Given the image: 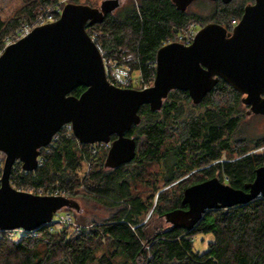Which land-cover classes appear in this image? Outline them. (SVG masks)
I'll use <instances>...</instances> for the list:
<instances>
[{
	"label": "trees",
	"instance_id": "trees-1",
	"mask_svg": "<svg viewBox=\"0 0 264 264\" xmlns=\"http://www.w3.org/2000/svg\"><path fill=\"white\" fill-rule=\"evenodd\" d=\"M20 1L13 17L0 18V49L22 24L58 2ZM250 1H214V21L230 30L229 20H239ZM191 22L196 23V19L177 10L171 0H135L95 24V29L105 57L118 62L129 58L130 70L150 84L157 49L168 39L177 41ZM84 89L79 86L71 94L78 96ZM184 98L190 100L187 92L171 90L161 110L151 112L148 105L139 108L140 123L126 132L136 140L135 156L126 163V200L124 164L103 169L106 149L90 159V145L65 134L63 127L46 149H40L41 164L35 170L25 172L21 163L15 162L10 174L14 188L57 187L66 197L87 198L110 214L98 221L76 214L75 226L45 224L30 232L18 231L19 237L8 238L0 231V264H114L119 256L125 264H264V196L244 205L208 210L189 232L162 218L168 210L184 208L181 196L186 186L217 173L221 181L242 188L253 180L255 169L264 165V150L249 153L264 145V136L251 143L234 137L242 106L237 91L219 80L201 103L193 104L187 112L181 106ZM223 153L226 159L221 160ZM85 162L88 167L81 171ZM152 164L161 165V171L150 170ZM140 187L151 193L141 197L135 193ZM148 212L147 220L139 225V217ZM198 233L213 236L203 253L193 251V238Z\"/></svg>",
	"mask_w": 264,
	"mask_h": 264
},
{
	"label": "water",
	"instance_id": "water-1",
	"mask_svg": "<svg viewBox=\"0 0 264 264\" xmlns=\"http://www.w3.org/2000/svg\"><path fill=\"white\" fill-rule=\"evenodd\" d=\"M193 1L198 0H171L181 12ZM209 1L227 4L231 0ZM120 6V0H101L99 6L67 2L56 20L32 28L3 48L0 151L5 159L0 175V231L30 232L50 223L63 208L79 210L74 198L34 194L10 183L14 163L20 162L25 172L35 170L40 149L65 124L71 125L81 144L109 143L103 165L113 169L135 156L136 140L126 132L140 123L139 108L161 110L171 90L187 92L197 105L222 80L241 95L246 115L264 116V0L247 3L230 30L208 22L189 44L172 41L160 46L152 84L144 88L109 83L102 55L86 31ZM79 86L85 89L78 96L71 94ZM263 196L264 165L242 188L217 176L186 186L181 196L186 208L168 210L162 218L189 232L208 210L244 205Z\"/></svg>",
	"mask_w": 264,
	"mask_h": 264
},
{
	"label": "rangeland",
	"instance_id": "rangeland-1",
	"mask_svg": "<svg viewBox=\"0 0 264 264\" xmlns=\"http://www.w3.org/2000/svg\"><path fill=\"white\" fill-rule=\"evenodd\" d=\"M89 1L88 0H78V2H73V1L67 0V2L87 4V5H91V6H99L101 0H95V2H93L92 4H90ZM130 1H135V0H120V2H121L120 7L126 6ZM252 1H250V2H252ZM250 2H248V3H250ZM20 6H21L20 0H0V18L2 20H6L8 18L13 17L15 15L16 11L20 8ZM214 7H215L214 1H212V2L209 0L193 1L188 6L186 11L190 15H192L194 19H196V27H197V29H199L200 26H202L208 22H216V21H214V15H213ZM130 75L133 78L131 80L132 87L133 88H140L142 80L139 77V73L137 71L132 72L130 70ZM144 83L147 86H150L152 84V81L150 84H148L146 82H144ZM180 100L182 101L181 106L186 112L192 108L191 106H193V104H192L191 100H187L185 98L180 99ZM262 136H264V116L258 115V114L246 115V107H244V105L242 104V106L240 107V122L234 131V137L239 138V139L245 138L246 140H250V143H251L254 140H256ZM93 146L97 147L98 144L94 143ZM103 150L104 149L101 148L99 153L103 152ZM224 159H226V156L223 153L221 160H224ZM87 167H88V163L85 162V164L82 166L81 171H84ZM161 169H162L161 165L158 166L157 164H152L150 170H153V171L159 170V172H160ZM216 176H217V173H216ZM223 181L225 183H228L227 180H223ZM165 187L166 186L159 187V189L157 191H159ZM23 191H28V190H23ZM176 192L178 193L177 190H176ZM136 193L141 194L142 195L141 197H145L146 195H148L151 192H149V189H147V187H140V188H137ZM156 195H157V193L154 195V201H155ZM74 199L79 204V210L77 212L74 210L71 211V209L70 210L62 209V210L57 211L56 214L54 215V217L57 215H62V214H64L63 212L68 211L69 215L71 217V225L75 226L76 222L73 221V219H74V216L76 214H79L80 217H83L84 219L91 220V221H98L99 219L107 217L110 214V212L107 209L103 208L98 203H94L93 201H91L87 198L83 199V198H80V196H77ZM148 216H149V212L140 216L139 217L140 223L146 221ZM19 235H20V232H18V231L15 232V237H19ZM212 241H213V236L210 233H198V234H196L193 238V251L198 252V253H203V252L207 251L209 248V243H211ZM124 262H125L124 258L121 256L116 257L114 260V264H123Z\"/></svg>",
	"mask_w": 264,
	"mask_h": 264
},
{
	"label": "built area",
	"instance_id": "built-area-1",
	"mask_svg": "<svg viewBox=\"0 0 264 264\" xmlns=\"http://www.w3.org/2000/svg\"><path fill=\"white\" fill-rule=\"evenodd\" d=\"M65 3H67V0H58V2L55 5L47 7L35 19H33L30 22L22 24L14 37L6 39L4 46L0 49V54L6 45H8L12 42H15L16 40L26 36L32 30V28L56 20ZM236 22H237V20L235 18H231L229 20L231 27L234 24H236ZM86 31H87L88 35L90 36V38L94 41V43L96 44V46L98 47V49L102 55L103 64L105 67V72H106V77H107L108 82L115 85V86H118V87H131L130 83H131V80L133 78L130 75V68L127 65V60H129V58H123L121 61L118 62L115 59L112 60L111 58L105 57V51L101 49V47L99 46V44L97 42L98 41V31L95 29V24L94 25H88L86 27ZM196 31H197L196 23L191 22L187 28H185L181 33L178 34L177 41L181 42L183 44H189L194 39ZM168 42H172V41H170L168 39L167 43ZM144 87H147V85L143 81H141V87L140 88H144ZM63 131L67 135L72 134L71 125L70 124L63 125ZM57 134H58V132L54 135L53 139L58 137ZM52 140H51V142H52ZM97 144H98L97 147H94L93 144H89L90 145V148H89L90 159L96 157L101 148L105 150V149H107V147H109V143L97 142ZM43 148L46 149V146ZM263 150H264V145H262L258 148H255L254 150L250 151L249 153H261V152H263ZM40 155L37 157L38 165L41 164V156ZM4 159H5V154L0 151V175H1V170H2L3 163H4ZM28 191L31 193L40 194V195H53V196L62 195V196H65L64 195L65 191L63 189H59L57 187H55V188L54 187L38 188L35 190L34 189H28ZM63 213L64 214H62V215H57L55 217L53 216L51 222L48 224H52L53 227H55V228H61L64 224H71V217L69 215V212L65 211ZM16 231H21V230L16 229ZM16 231L13 230V231L6 232L7 237L12 238L13 235H15Z\"/></svg>",
	"mask_w": 264,
	"mask_h": 264
},
{
	"label": "flooded vegetation",
	"instance_id": "flooded-vegetation-1",
	"mask_svg": "<svg viewBox=\"0 0 264 264\" xmlns=\"http://www.w3.org/2000/svg\"><path fill=\"white\" fill-rule=\"evenodd\" d=\"M246 110H247V106H246ZM127 135V134H126ZM127 136H129V135H127ZM115 135H112L111 136V139L113 140V139H115ZM134 137V136H133ZM108 148L109 147H107V149H106V151L105 152H103L102 154H105V156H104V159H103V164H104V160H105V157H106V154H107V151H108ZM99 154V153H98ZM123 165V164H122ZM121 166V165H120ZM210 166V164L209 165H206V166H202V167H199V168H196V169H194V170H192L190 173H188L187 175H185V176H183L182 178H180V180L181 179H184V178H186V177H188L191 173H193V172H195V171H201V170H203V169H205V168H207V167H209ZM123 167H124V171H125V182H124V184H125V194H124V198H125V200H126V163L123 165ZM103 169H107V168H105L104 167V165H103ZM214 176H216V175H214ZM210 178V177H209ZM208 179V178H207ZM205 180V179H204ZM162 189H164V188H162ZM183 191V190H182ZM136 193V192H135ZM138 195H140V196H142L141 194H138ZM184 208H186V206L184 205Z\"/></svg>",
	"mask_w": 264,
	"mask_h": 264
}]
</instances>
